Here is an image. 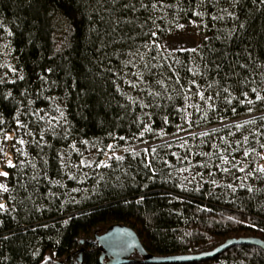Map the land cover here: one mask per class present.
I'll use <instances>...</instances> for the list:
<instances>
[{"label": "trees", "instance_id": "1", "mask_svg": "<svg viewBox=\"0 0 264 264\" xmlns=\"http://www.w3.org/2000/svg\"><path fill=\"white\" fill-rule=\"evenodd\" d=\"M191 19L206 33L196 50H157L171 28ZM4 35L20 75L5 79L0 61V132L16 133L1 196L9 207L0 210V264H104L96 237L115 223L132 227L156 255L200 253L229 238L264 240V172L229 187L243 173L224 162L236 150L250 173L264 150V101L256 100L264 96L262 0H0ZM55 103L64 113L57 125L46 118ZM252 114L246 121L254 122L163 139L180 127L192 132ZM21 117L27 142L18 145ZM113 141L154 144L114 156L106 178L88 184L95 193L73 198L87 146ZM178 160L211 177L200 189L179 188ZM90 238L79 261L81 241ZM130 264L145 263L136 253ZM187 264H264V249L235 244Z\"/></svg>", "mask_w": 264, "mask_h": 264}, {"label": "rangeland", "instance_id": "2", "mask_svg": "<svg viewBox=\"0 0 264 264\" xmlns=\"http://www.w3.org/2000/svg\"><path fill=\"white\" fill-rule=\"evenodd\" d=\"M180 25H183V27H180ZM3 36V35H2ZM0 37V61L4 65L5 70L7 71L6 73V78L8 81L13 80V76L15 75H20V70L17 67V57L14 53V49L12 46V43L10 41L9 35H4V37ZM206 38V33L204 31V25L201 22V20H189L188 22L185 23H179L176 24L173 29L169 32H167V35L164 39H162L158 43L157 50L159 52L163 53H174L178 50H196L201 42ZM138 60L144 61V54L140 55V58ZM139 62V61H138ZM58 103H55V105L50 108L47 114V119L51 124L57 125L59 121L63 118V106L57 105ZM189 104H192V101H190ZM189 112V109H188ZM258 114H252L245 116L243 118H240L238 120H233V121H224L219 125H213V126H207L204 127L200 130L194 131V132H199V133H207L211 130L216 129L217 127L221 125H226L227 123L231 122H244L248 119H252L256 117ZM23 118H19L17 123L18 126V145H22L19 143L20 140H23L25 144L27 142V136H26V131H25V125L23 123ZM184 124L189 125V122L184 121ZM149 127V124H147ZM163 130V129H162ZM179 132L176 135H173L171 137H166L163 138L165 140H170L173 138H183L186 135L191 134L192 132H184L183 127L178 129ZM185 130V126H184ZM16 136L15 131H9L6 133H1L0 132V173L2 172H7L8 176H2L0 175V184H4L8 188V177H9V171L8 168V162L11 161L12 165H15V155L11 150V145ZM142 137V135H140ZM162 141V140H161ZM186 144L187 142H183ZM102 143H90L85 150V153L83 154L84 156L81 159L80 165L82 166L83 170V176L80 178L82 183L75 184L73 186L69 187V193L73 194V198L76 197L77 193H81V195H93L95 193L94 186L90 187L88 184H92V179H97L100 180L106 178V169L110 166V160L116 157H123V154L127 151H152L153 147L151 148L150 144L148 143H142V144H137V143H124L121 146L117 145V142L113 141L110 142L108 145L104 146L101 145ZM111 145L112 147L109 148L108 146ZM185 146H182L181 144L179 145V150L175 149L177 158L179 157L180 154V149L184 148ZM236 150L232 151V154L225 156L227 158V162H233L232 164L238 166L240 165L241 168H244L245 165H241L243 159L241 157H238L240 155L236 156ZM253 152V149L248 147L247 148V153L248 155L243 157L249 156L250 153ZM103 153V157L98 161V156ZM25 156V154L23 155ZM259 158V160H258ZM235 160V161H233ZM254 160H258V165H255V168L253 171L250 173H245V170L242 172L240 176H237L233 178L232 181H230L229 185L232 187H236L238 185H243L247 181L249 182L253 177H256V174H258L260 171V167L264 166V150L261 151L260 153L257 154V156L254 157ZM180 161V162H178ZM176 166H173L172 173L173 177L175 178V182L179 183V188L182 189H200L202 185L204 184V181H206L208 178H210V175H206L203 170L202 166L200 164H195L192 162H188L185 160H178ZM99 165V166H98ZM106 165V166H105ZM228 169V168H227ZM240 169V168H239ZM258 172V173H256ZM251 174V175H249ZM69 178H74L76 176V171H70L68 172ZM169 177V176H168ZM165 178V177H164ZM238 178V181H235ZM167 179V177L165 178ZM168 180V179H167ZM89 181V183H88ZM175 183V184H176ZM4 191L0 189V203L5 205V209L2 211L6 210L9 206H7V203L4 199H1V196L3 195ZM71 198V197H70ZM91 238L88 239L87 242H90ZM66 260V259H65ZM101 261V260H100ZM66 263V261H65ZM68 263V261H67ZM66 263V264H67Z\"/></svg>", "mask_w": 264, "mask_h": 264}, {"label": "water", "instance_id": "3", "mask_svg": "<svg viewBox=\"0 0 264 264\" xmlns=\"http://www.w3.org/2000/svg\"><path fill=\"white\" fill-rule=\"evenodd\" d=\"M97 243L101 250L100 260L104 264H130L138 253L145 264H187L200 262L218 256L235 244H247L264 249V240L260 237L248 236L229 238L219 246L194 254L156 255L143 245L138 233L123 223L112 224L104 233L97 235ZM55 264H66L58 260Z\"/></svg>", "mask_w": 264, "mask_h": 264}, {"label": "snow or ice", "instance_id": "4", "mask_svg": "<svg viewBox=\"0 0 264 264\" xmlns=\"http://www.w3.org/2000/svg\"><path fill=\"white\" fill-rule=\"evenodd\" d=\"M262 2H264V0H262ZM180 27H183V25H180ZM153 35H155V33H153ZM22 78L23 77H21V79ZM225 91H227V89H225ZM252 91L253 92H256V89H252ZM245 95H247V94L245 93ZM201 98H203L202 94H201ZM256 100L257 101H264V96H261V95H259L257 93L256 94ZM229 102H231V101H229ZM247 103L251 104V103H253V101L248 100ZM249 122H254V121H246L245 123H249ZM237 127H240V125H237ZM203 135H207V133H204ZM245 140H247V138H245ZM19 143L23 144L24 141L23 140H20ZM108 147L111 148L112 146L109 145ZM262 147H264V145H262ZM244 154H245V156L248 155L247 152H245ZM117 159H123V157H117ZM224 162L227 163V158L226 157H224ZM8 166L9 167H12L13 166L11 161L8 162ZM224 171H228V169L225 168ZM239 171L243 172L244 171V168H240ZM259 171L264 172V166H261L260 169H259ZM0 175L7 177L8 176V173L7 172H2V173H0ZM229 187H231V185H229ZM0 189H2L3 191H7L8 190L7 187L4 184H0ZM3 209H5V205L2 204V203H0V210H3Z\"/></svg>", "mask_w": 264, "mask_h": 264}, {"label": "bare ground", "instance_id": "5", "mask_svg": "<svg viewBox=\"0 0 264 264\" xmlns=\"http://www.w3.org/2000/svg\"><path fill=\"white\" fill-rule=\"evenodd\" d=\"M188 133V132H187ZM196 132H194V131H192V133L191 134H195ZM87 241H88V239H82V241H81V243H82V248H81V252L79 253V255H78V260L79 261H82V257H83V252H84V249H85V244L87 243Z\"/></svg>", "mask_w": 264, "mask_h": 264}]
</instances>
